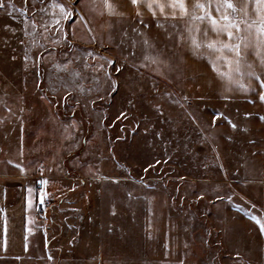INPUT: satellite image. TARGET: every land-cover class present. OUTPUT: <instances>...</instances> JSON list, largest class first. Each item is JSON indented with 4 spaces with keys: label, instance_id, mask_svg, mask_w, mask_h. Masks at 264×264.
I'll use <instances>...</instances> for the list:
<instances>
[{
    "label": "snow or ice",
    "instance_id": "obj_1",
    "mask_svg": "<svg viewBox=\"0 0 264 264\" xmlns=\"http://www.w3.org/2000/svg\"><path fill=\"white\" fill-rule=\"evenodd\" d=\"M0 51L6 53L0 58L6 65L19 60L18 67L24 71L20 81L10 79V72L8 76L0 73V109L5 113L0 116V126L15 120L23 133L26 117L43 119L41 131L50 139L38 137L35 148L58 139L53 166L59 168L60 160H70L76 168L86 166L87 176L95 181L115 186L123 181L124 197L131 204L141 199L143 189L155 184L143 176L137 180L103 173L105 163L116 159V142L136 155L162 147L165 163L183 152L205 169V188L195 194L196 201L207 200L203 208L197 207L199 216L207 218L217 201H227L264 237V205L259 206L258 215L252 211L257 204L249 201V208L236 204L232 184L208 175L214 165L226 178L235 158L237 175L241 171L245 177L259 175L264 184V108L250 111L234 103L241 94L255 91L256 98L249 104L258 100L264 105V0H0ZM190 59L204 63L210 96L184 90L189 83L200 87L185 71ZM29 75L33 89H38L32 98ZM117 95L121 107L115 118L121 124L113 140L104 129H112L115 122L107 120L103 109ZM207 99L221 102L210 121L197 114L201 112L199 103L192 104ZM0 156L5 170L11 166L21 173L28 171L22 135L14 148L6 138L0 144ZM160 163L153 159L143 171L155 170ZM38 170V183L47 185L44 172L51 168L39 166ZM129 179L139 192L127 185ZM27 190L32 192L30 187ZM40 192V204H44L46 193L43 188ZM168 199L172 203H163L168 213L163 207L159 213L162 229L155 226V207L147 208L148 228L159 233L155 256L146 252L138 257L116 236L115 224L110 223L120 208L114 193L104 209L103 231L89 245H99L98 254H91L83 264H143L146 258L148 264H222L225 253L232 264H264V244L248 247L244 259L231 246L234 239L229 238L226 226L215 222L207 227L197 225L191 212L176 216L172 211L177 207L176 198ZM184 199L180 197L182 210ZM27 204L35 207L30 199ZM89 219L96 222L95 216ZM146 238L152 240L153 232H147ZM24 240L23 252L28 254L27 236ZM7 252L5 239L0 244V260L7 259ZM24 258L14 257L17 261ZM27 258L44 264L56 260L46 237L43 253L37 251Z\"/></svg>",
    "mask_w": 264,
    "mask_h": 264
},
{
    "label": "rangeland",
    "instance_id": "obj_2",
    "mask_svg": "<svg viewBox=\"0 0 264 264\" xmlns=\"http://www.w3.org/2000/svg\"><path fill=\"white\" fill-rule=\"evenodd\" d=\"M65 2H69V0H65ZM156 32L157 30L153 29L152 34L155 35ZM159 39L163 41V36H159ZM5 56L6 53L0 51V58ZM19 64L20 61L17 60L14 62V64L6 65L4 61L0 59V73L8 76L10 72V79H16L17 81H20L24 78V71L22 68L18 67ZM2 86L3 80H0V87ZM161 86L163 87V82L161 83ZM28 87L29 92L32 94L30 98H32L35 94V91H38V89H33L31 75L28 77ZM197 102L200 104L201 110V112L197 114L200 115L202 113V118L205 121H210L211 114L216 109L214 108V105L212 106L211 104L200 101ZM192 104L193 107H195L197 103L196 101H192ZM120 107L121 97L117 95L112 101L111 106L105 105L103 109L104 114L107 115V120L115 122V126L112 129H104L105 134L113 137V140L115 135L120 131L119 125L121 124V121H118L115 118ZM60 111L61 115L63 116L64 110L61 109ZM0 112L3 113L1 116L5 115L3 111ZM43 123V119L37 121L34 119L29 120L26 117L23 133L20 132L19 123L15 122V120L14 123H5L3 126L4 131H2L5 139L7 138L8 142L11 143L13 148L16 146L19 137L21 135L23 136V142L25 146L24 161L27 168L31 169V175L35 177L37 182V217L40 223L38 230L41 234V237H39L38 240V243L40 244L38 251L41 253L44 251L42 247L43 235L44 238H48L47 243L49 247V225H51L55 231L54 240H57L55 241L56 246L52 249V253L56 257L54 264H78V260L76 258V235L79 219L80 216L85 213L88 222H90L91 225L93 224L88 216H94V214L96 216V214L99 212L100 196L98 195L99 193L97 194L98 190L94 189L97 188L96 185L99 183V181H95L91 177L87 176L86 166L82 165L80 168H76L73 166V162L70 160H60L59 168L53 166L52 160L54 154L59 151L58 139L55 140L51 145L40 146L39 150H36L35 146L38 143V137L40 140L45 141L50 139V137L44 135V133L41 131V125ZM124 123L127 124V121H124ZM5 139H3L0 144L4 143ZM115 155V160L107 161L105 163L103 167L104 174H118L122 178L124 175H130L131 178H136L137 180L139 177L143 176L149 181V183L155 184L154 188L143 189L141 199L139 201H133L131 204H129L125 199L123 188L122 197L124 205L122 206L123 210L121 212L123 214V232H125L124 235L126 237L122 243L127 244L128 247L130 246L134 248L136 256L142 257L146 252H150L152 256H155V250L159 246V233L148 228L149 217L147 214V208L149 206L155 207L157 213L155 218V226L157 229H162L163 225L160 220L159 213L165 200H168V203H172V201L168 199L170 196L176 198L175 203L177 207L172 210L174 215L183 217L185 212H191L197 216V225L202 224L204 227L210 225L206 218L199 216V213L197 212V207H204L202 203L200 202L195 204V202H190L189 197L183 194L180 184L181 181L190 180L191 178L203 179L202 174L205 173V169L197 159L190 155L186 156L183 152H180L176 155H173L172 160L165 163L162 147H157L154 150H149L142 154L136 155L130 154L127 150H125L120 142H116L115 144ZM153 159H159L161 160V163L156 166L155 170L149 169V171L145 173L143 171L144 167H146L148 163H151ZM208 163L211 165V160H209ZM230 165L231 167L236 165L235 158L231 159ZM39 166L51 168V171L46 170L44 172V177L49 181H60L66 184V186L64 185V187L59 190L63 191L60 194L61 196L55 199H49V188L46 189L44 188L46 185H40L38 183L39 179L41 178L38 170ZM208 175H211L213 178H219L222 176L221 172L215 171L214 165H212L211 169L208 171ZM230 176L233 178L245 177L244 174H231ZM159 177H163V180L159 179ZM179 177H183L184 179L181 180ZM82 180L86 182L81 183ZM85 184L90 187L89 195L91 196L88 198V201L87 199L84 200L85 204L84 202L81 204V200L84 199L83 195L85 193ZM47 185L49 186V183ZM127 185L129 187H135L137 192L140 191L138 185L132 184L131 179L128 180ZM41 188H43L46 193V195H44V204H40ZM181 196L185 197L183 201V210L179 207L181 204ZM149 200L152 201L151 205H149ZM83 207L85 208L83 209ZM163 211L165 214L168 213V209L166 207H163ZM133 212L135 213V217L132 216ZM149 231L153 232V238L150 241L146 238V233ZM63 235L66 236L67 242L65 244H61L64 238ZM70 241H74V243L70 244ZM65 254L67 258H65ZM146 262H148L147 258L143 261V263ZM31 264H44V261L35 260V262Z\"/></svg>",
    "mask_w": 264,
    "mask_h": 264
},
{
    "label": "crops",
    "instance_id": "obj_3",
    "mask_svg": "<svg viewBox=\"0 0 264 264\" xmlns=\"http://www.w3.org/2000/svg\"><path fill=\"white\" fill-rule=\"evenodd\" d=\"M185 71L191 77L192 81L199 83L200 87L197 88L195 84L189 83L185 85V91L190 95L193 92H203L211 95V89L206 86L207 70L204 63L198 60H189ZM255 91L248 93L246 96L241 94L240 97L234 102L236 104L247 106L250 111H259L264 108V105H261L257 100L255 104H249L250 99H255ZM196 101L197 100H193ZM205 103L214 105V108L220 109L221 102L216 99H207ZM0 111H3L0 109ZM3 113L0 112V116ZM3 126H0V142L5 139L3 134ZM3 130V131H2ZM4 157L0 156V160H3ZM30 163V162H29ZM27 167V166H26ZM28 169V168H27ZM219 178L225 185L231 183L232 188L235 190L236 195L233 197V200L236 204L242 205L245 208H249V201L253 204H257L256 209H252L253 212H256L258 215L261 214L259 211V206L264 205V184L260 183L261 177L259 175H249L247 177H231V174H236V169L234 166H228L227 177L225 178L223 173ZM239 174H244L241 171ZM247 181V182H246ZM183 194L189 197L190 202H195V204L202 203V205L207 204V200L196 201L195 194L205 188V184L202 183V179H190L183 180L180 182ZM66 186L65 183L60 181H49V186L46 185L44 188H49V199H55L63 191H59L62 187ZM95 190H98L97 194L100 196V207L99 212L94 214L96 217V222L92 225L87 220L85 213L80 216L78 230L76 235V258L79 264L88 261L91 254H98L97 250L99 245L95 247H90L92 240L96 238L97 233L103 231L102 221L107 219V216L104 213V209L108 207V200L113 197L115 193V202L120 205L119 215L114 218V223L117 229L116 236L123 242L126 237L123 232V214L122 206L124 205L123 201V188L124 184L121 183L120 186H115L108 184L107 182H99ZM32 189V192H28V188ZM92 189V188H91ZM85 193L83 195L84 200L91 196L89 195L90 187L87 184L84 185ZM94 190V191H95ZM96 193V191H95ZM31 200L35 207H28V200ZM37 200H38V191H37V182L34 176L31 175V169L29 168L26 173H21L18 169L8 166L5 170V165L0 163V208L4 209L3 212H0V244L7 240L8 252L7 259L0 260V264H31L34 263L36 259H28L27 256L31 255L38 251L39 248V233L38 227L40 226L39 219L37 217ZM85 204V202H84ZM83 204V206H84ZM85 207H83L84 209ZM197 217V216H196ZM89 218V216H88ZM208 223L212 224L213 222L221 225L222 227H227L228 234L230 239H234V243L231 245L234 249H238L244 259H247L248 247H255L259 244H264V237H259L256 232L255 225L250 221L244 213L237 211L232 205L227 202H216L214 207L209 208V216L206 218ZM91 221V220H90ZM6 228V232H5ZM30 229L27 231L25 229ZM55 231L52 226L49 225V249L52 252L53 247L56 246L54 240ZM127 235V234H126ZM27 236L29 243V253L25 254L23 252V244L25 242L24 237ZM63 241L61 244H65L66 236L63 235ZM43 238V249H44V235ZM48 240V238H47ZM131 252L135 254L134 248L130 247ZM0 255H3L0 253ZM20 255L25 257L22 260H15L14 257ZM109 253L106 251L104 253V258H108ZM63 256V255H62ZM63 258V257H62ZM65 258H67L65 254ZM234 259H236L234 257ZM69 260V259H63ZM148 264V262L143 263ZM223 264H232V261L228 258V255L225 253Z\"/></svg>",
    "mask_w": 264,
    "mask_h": 264
}]
</instances>
